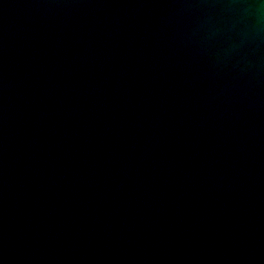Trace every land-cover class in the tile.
Segmentation results:
<instances>
[{
  "label": "water",
  "instance_id": "water-1",
  "mask_svg": "<svg viewBox=\"0 0 264 264\" xmlns=\"http://www.w3.org/2000/svg\"><path fill=\"white\" fill-rule=\"evenodd\" d=\"M0 264H264V0H0Z\"/></svg>",
  "mask_w": 264,
  "mask_h": 264
}]
</instances>
